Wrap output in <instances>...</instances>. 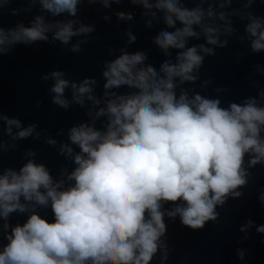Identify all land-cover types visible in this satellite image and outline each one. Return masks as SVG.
<instances>
[{"label": "clouds", "instance_id": "9594fccd", "mask_svg": "<svg viewBox=\"0 0 264 264\" xmlns=\"http://www.w3.org/2000/svg\"><path fill=\"white\" fill-rule=\"evenodd\" d=\"M80 2L40 0L53 16L65 12L75 16ZM133 2L153 7L151 0ZM103 3L109 6V0ZM155 6L167 13V25L175 26L177 20L184 25L174 32H161L155 43L166 52L170 47L184 49L186 38L198 35L193 25L202 23L204 10L182 7L180 0H155ZM207 15H214L211 8ZM118 16L132 18L131 13L120 12ZM73 24L69 20L46 25L44 18L37 16L31 27L20 24L7 32L0 28V45L47 40L46 32L52 28L56 29L53 39L65 44L75 35L93 31L91 26L74 29ZM203 31L209 44H217L214 33L218 29L205 26ZM247 31L254 37L253 51L264 50V23L253 19ZM198 47L213 53L204 45ZM73 51H79L78 44ZM145 59L141 52H125L106 64L105 89L128 85L139 91L108 103L106 134L85 124L70 130V140L82 153L76 155L78 167L69 177L75 180L73 187L58 190L59 184L53 185L46 167L32 160L19 172L8 169L0 175V217L7 219L16 210L25 211L21 197L40 205L51 201L55 215L50 222L33 212L26 223L17 224L0 251V264H149L167 230L162 202L182 201L167 214L179 215L185 226L200 229L217 219L216 206L223 205L229 195H241L235 190L247 183L245 153H254L252 165L264 161V140L260 138L264 108L250 100L225 109L219 100L199 94L190 100L184 93L177 99L174 77L182 82L197 79L192 72L203 61L197 46L178 53V64L165 62L161 69L164 77L151 66L138 68ZM51 75L55 78L53 102L66 108L69 101L64 92L70 82L60 71ZM95 83L91 78L79 85L72 82L73 99L82 105L88 94L95 100L91 95ZM104 111L101 108L97 114ZM5 119L9 133L13 125L20 126L19 120ZM32 132L29 126L17 135L25 138ZM260 199L264 201V195ZM257 231L264 233V225ZM240 255L243 257L242 252Z\"/></svg>", "mask_w": 264, "mask_h": 264}, {"label": "water", "instance_id": "95a60500", "mask_svg": "<svg viewBox=\"0 0 264 264\" xmlns=\"http://www.w3.org/2000/svg\"><path fill=\"white\" fill-rule=\"evenodd\" d=\"M151 2L153 7L148 9L133 0H109L108 7L103 0H81L75 16L66 12L53 16L43 9L40 0H0V28L6 32L20 24L31 27L37 16H42L46 25L71 20L74 29L93 28L89 33L73 36L67 44L53 39L56 29L52 28L46 32L47 40L0 45V175L8 169L19 172L32 160L46 167L53 185L59 184L58 190L73 187L75 180L69 177L78 167L76 155L82 153L79 145L70 140V130L85 124L106 134L110 123L108 103L139 91L128 85L104 87L106 64L125 52L143 53L146 59L137 67L151 66L164 77L161 69L165 62L178 64V53L197 46L203 57L201 65L192 72L197 79L182 82L180 77H174L177 99L184 93L190 100L199 94L219 100V106L225 109L232 103L245 105L250 100L264 108V50L253 51L254 37L247 31L253 19L264 23V0H180V6L202 8L205 15L200 25H193L198 35L187 37L184 49L170 47L167 52L155 43L156 38L161 32H174L184 25L178 20L175 26L167 25V13L156 8L155 0ZM210 8L214 13L211 17L207 15ZM120 12L131 13L132 18L120 19ZM205 26L218 29L214 33L217 44L208 43ZM77 44L79 51H73ZM199 45L213 49V53H205ZM54 71L62 72L70 82L64 92L69 101L66 108L53 102ZM85 78L96 81L91 93L95 100L85 94L81 105L73 99L71 83L79 85ZM101 108L105 111L98 115ZM5 117L19 120L20 126L13 125L9 133ZM29 126L33 132L25 138L18 137V132ZM260 138L264 140V126ZM253 156L254 153L244 156L247 183L235 190L241 195H229L223 205H217V219L207 221L203 228L192 229L181 222L179 215L167 214L182 201L162 202L167 230L149 264H264V233L257 231L264 225V201L260 199L264 195V161L252 165ZM21 203L26 205L25 211L16 210L7 219L0 217V251L8 243L12 229L26 223L33 212L50 222L55 220L51 201L40 205L21 197Z\"/></svg>", "mask_w": 264, "mask_h": 264}]
</instances>
